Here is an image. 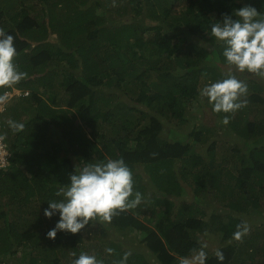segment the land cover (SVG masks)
I'll return each instance as SVG.
<instances>
[{
	"label": "trees",
	"instance_id": "trees-1",
	"mask_svg": "<svg viewBox=\"0 0 264 264\" xmlns=\"http://www.w3.org/2000/svg\"><path fill=\"white\" fill-rule=\"evenodd\" d=\"M244 6L264 18V0H0V29L14 36V63L27 74L0 97L29 91L1 114L9 156L0 264H74L90 234L102 241L100 264H199L200 251L206 264H264V75L229 65L211 35ZM230 75L247 85L243 106L214 112L202 91ZM194 106L209 114L208 129L197 128ZM109 159L131 169L130 199L139 192L141 202L99 232L94 221L49 238L59 217L44 216L48 202L62 199L76 167ZM156 186L169 198L160 201ZM187 188L195 195L182 205ZM242 224L248 232L237 240ZM209 236L220 242L214 251Z\"/></svg>",
	"mask_w": 264,
	"mask_h": 264
},
{
	"label": "clouds",
	"instance_id": "clouds-1",
	"mask_svg": "<svg viewBox=\"0 0 264 264\" xmlns=\"http://www.w3.org/2000/svg\"><path fill=\"white\" fill-rule=\"evenodd\" d=\"M211 35L222 42V55L229 65L235 66L240 72L264 75V18L256 8L244 6L236 9L234 14H224L222 19L211 26ZM14 40L13 35L0 29V88L11 87L27 75L14 63L17 55ZM246 94L247 85L231 75L210 84L202 91L217 113L240 109L243 103L238 102L239 98ZM22 96H29V91L22 92L14 88L7 91L5 97H0V121L7 106L16 103L13 100ZM227 122L225 118L224 123ZM10 126L14 130L24 127L16 122H11ZM133 184V173L123 159H109L106 163L76 167L70 176V184L60 188L57 193L62 199L48 202V207L43 211L48 219L59 217L47 236L55 239L61 231L77 234L98 218L110 221L118 210L135 207L141 202V194L136 192L135 198L130 199L133 197ZM247 232V225H239L234 238L239 240ZM108 251L111 252V249ZM216 256L223 261L221 251L217 250ZM206 260V252L200 251L199 264H206ZM74 264L100 262L96 256L82 253Z\"/></svg>",
	"mask_w": 264,
	"mask_h": 264
},
{
	"label": "rangeland",
	"instance_id": "rangeland-1",
	"mask_svg": "<svg viewBox=\"0 0 264 264\" xmlns=\"http://www.w3.org/2000/svg\"><path fill=\"white\" fill-rule=\"evenodd\" d=\"M54 40H55V38H54ZM52 41H53V39H52ZM192 111H194V112H196L197 114H199L198 116H200L201 117V119H203V121H201V119L200 118H198L197 120H196V123H197V128L198 129H200V128H202V127H205V128H209V124L206 122L209 118H208V115L209 114H204V115H202L203 113L202 112H200L199 111V109L196 107V106H194V108H193V110ZM7 115H4V117H6ZM188 126H186L185 128H187ZM226 130H227V128H224V130H222L221 132H220V134H221V136L223 137V134H226ZM56 134H57V137L59 138V139H61L62 141H64V139H63V135L61 134H58V132H56ZM57 137H55V138H53V139H56ZM194 148L195 149H197V150H199V149H201L202 150V148H204L203 146H201V145H198V146H194ZM178 166V165H177ZM179 167V166H178ZM159 187V186H158ZM156 189L155 190H157V191H160V194L158 195V199L160 200V201H163V200H165V199H167V198H169V196H166L165 195V192L164 191H161V188L159 187V189L157 188V186L155 187ZM194 192H193V190L192 189H190V188H187L186 189V195H184L183 196V202H182V205H185V204H191V200L193 199V197H194ZM174 201H177L176 203L177 204H180L181 203V200H179V199H176V198H174L173 199ZM168 203V202H167ZM105 222H103V220L102 219H97L96 220V222L94 223V225L92 226V232L94 231V232H96V231H98L99 232V230L101 229V227H100V224L102 225V224H104ZM256 232H259V228H257V231ZM114 233H116L117 234V232H115L114 230H109L108 231V234H109V237H113V234ZM94 234V233H93ZM134 234L135 233H132L131 235L132 236H134ZM91 235V234H90ZM90 235H86L85 236V245L83 246V247H85V251L87 252L86 254H88V255H93L95 252H97V251H99L100 250V245L99 244H101V240H99V239H97V238H93V239H90L88 236H90ZM117 236V235H116ZM216 236V235H215ZM102 237V235L99 233V238H101ZM210 238H207V239H204V237H202V240H203V242L205 243V245L208 247V249H210V250H215L216 249V247H219V241H217V242H212V238H211V236H209ZM106 238V237H105ZM139 238V237H138ZM129 246H132V244H128ZM136 246L138 247V249L139 250H141L144 254H145V252L148 250L145 246H143V245H139V244H136ZM147 256H148V254H147ZM66 258H68V259H72V257H71V255L69 256L68 254H67V256H66Z\"/></svg>",
	"mask_w": 264,
	"mask_h": 264
},
{
	"label": "built area",
	"instance_id": "built-area-1",
	"mask_svg": "<svg viewBox=\"0 0 264 264\" xmlns=\"http://www.w3.org/2000/svg\"><path fill=\"white\" fill-rule=\"evenodd\" d=\"M1 130V128H0ZM9 153L5 147V143L3 142V138L0 136V167H5L8 163Z\"/></svg>",
	"mask_w": 264,
	"mask_h": 264
}]
</instances>
